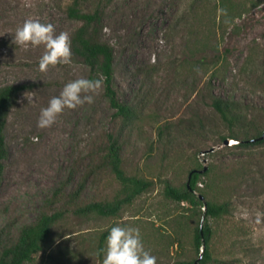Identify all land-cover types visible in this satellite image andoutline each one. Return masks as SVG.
Instances as JSON below:
<instances>
[{"label": "rangeland", "instance_id": "1", "mask_svg": "<svg viewBox=\"0 0 264 264\" xmlns=\"http://www.w3.org/2000/svg\"><path fill=\"white\" fill-rule=\"evenodd\" d=\"M72 1L0 0V87H23L5 125L0 231L8 221L16 230L42 212L63 211L45 251L26 264H102L106 239L101 251L99 239L117 224L138 228L157 264H186L197 256L193 235L203 209L172 200L165 188L183 189L190 171L197 170L198 193L227 207L208 219V264H264V146L238 150L230 140L225 148L226 127L201 98L208 90L236 102L244 115L264 116V0H245L239 17L218 14L214 20L216 0H78L84 12L104 11L101 39L113 49L114 86L138 115L122 125L101 82L92 104L65 109L51 127L40 128L41 109L66 83L89 79L90 70L72 59L41 72L45 47L16 45L15 31L34 18L71 36L80 26L66 15ZM208 26L212 37L205 39ZM201 41L220 56L214 76L184 63ZM108 135L124 142L126 174L151 187L114 218L75 216L64 201L49 206L53 190L67 181L66 193L85 182L81 202L112 198L119 186L107 170H98L97 155Z\"/></svg>", "mask_w": 264, "mask_h": 264}, {"label": "trees", "instance_id": "2", "mask_svg": "<svg viewBox=\"0 0 264 264\" xmlns=\"http://www.w3.org/2000/svg\"><path fill=\"white\" fill-rule=\"evenodd\" d=\"M246 5L245 0H216L213 6L214 16L211 17L213 20L218 14L221 15L222 19L230 14L239 17L246 10ZM220 9L226 10V14L219 12ZM66 15L69 19L80 23V26L70 36L72 59L89 68L90 80L102 82L104 97L109 107L115 111V115L120 119L122 125H131L138 112L128 103L121 101L115 89L113 49L101 39L104 11L96 8L92 12H84L79 8V1L73 0L66 8ZM221 25L223 26L224 22H221ZM211 27L208 26V29L205 30V39L212 37ZM207 51L211 53L213 51V56H208ZM188 53L189 60L185 59V64L192 63L196 69H201L204 74L207 72H211L212 76L218 74L217 66L220 56L217 55L216 49L208 46V42L201 41L198 46L191 47ZM261 82L264 84V80ZM22 89V86L17 85L0 87V178L4 167L3 161L8 157L5 125ZM207 92L208 94L201 96V98L204 97L208 101L209 107L219 116L223 126L226 127L227 134L221 137L223 144L230 140L237 142L231 147L225 145V148L241 150L264 146V138L257 140L264 134V119H262L264 116L244 115L240 111L239 105L230 98L216 96L208 90ZM123 147L124 142L121 141L120 135H108L106 143L102 146V151L97 153L99 158L98 170H107L119 186L111 199L81 202L79 198L84 190L85 182L78 183L73 192L66 193L70 183L67 181L53 190L47 200L48 205L53 206L64 201L66 206L71 207L69 211L78 217H118L124 206L132 204L137 197L151 187V182L128 175L123 170ZM199 177V172L192 170L183 189H175L171 186L165 188V195L172 200L185 202L192 208L203 209L201 224L195 228L193 235V247L197 256L192 262L186 264H208L211 261L210 241L212 232L208 225V219L218 218L227 212V207L224 204L210 202L201 193H198ZM63 216V211H54L51 214L42 212L35 222L25 224L16 230H10L14 227L15 222L8 221L4 230L0 231V264L31 262L36 254L45 251V246L54 227L62 220ZM107 235L108 233H104L100 237L99 251L103 250ZM200 249L201 253L199 252Z\"/></svg>", "mask_w": 264, "mask_h": 264}, {"label": "clouds", "instance_id": "3", "mask_svg": "<svg viewBox=\"0 0 264 264\" xmlns=\"http://www.w3.org/2000/svg\"><path fill=\"white\" fill-rule=\"evenodd\" d=\"M219 12L226 14V10ZM16 45L24 48L43 45L45 51L39 60V70L46 73L49 68L70 64L72 60L71 37L66 31L56 33L55 25L28 18L15 31ZM101 87V81L78 78L65 84L59 96L52 97L48 106L41 109L38 127H51L65 109H76L85 103L94 102V93ZM29 103L33 96L25 93ZM102 264H157V258L145 250L138 228L113 226L107 237Z\"/></svg>", "mask_w": 264, "mask_h": 264}, {"label": "water", "instance_id": "4", "mask_svg": "<svg viewBox=\"0 0 264 264\" xmlns=\"http://www.w3.org/2000/svg\"><path fill=\"white\" fill-rule=\"evenodd\" d=\"M263 138H264V134H263V135H262L260 138H258L257 140H261V139H263ZM252 141H255V140H252ZM227 143H228V142H227V141H225V143H224V144H225V145H227Z\"/></svg>", "mask_w": 264, "mask_h": 264}]
</instances>
